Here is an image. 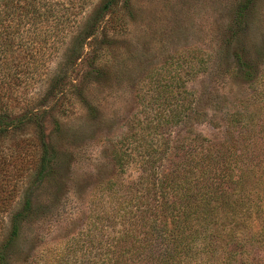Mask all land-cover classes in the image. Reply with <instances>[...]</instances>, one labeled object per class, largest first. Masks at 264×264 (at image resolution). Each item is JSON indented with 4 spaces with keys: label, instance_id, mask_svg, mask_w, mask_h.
<instances>
[{
    "label": "trees",
    "instance_id": "trees-1",
    "mask_svg": "<svg viewBox=\"0 0 264 264\" xmlns=\"http://www.w3.org/2000/svg\"><path fill=\"white\" fill-rule=\"evenodd\" d=\"M129 6V0L98 4L97 0H0V168L19 159L18 149L22 153L35 147L40 151L35 182L57 172L60 150L45 133L46 119L67 100L68 87L107 75L109 47L115 34L127 30ZM76 29L70 53L43 94L28 97L30 81L42 80L46 72L41 68ZM192 59L194 76L206 71L202 56L192 54ZM243 67L241 81L252 91L238 99L222 138H209L193 126L172 136L174 128L183 126L187 112H192L195 126L220 125L204 109L194 107V100L183 96L193 92L182 87L173 94L178 99L175 109L138 122L141 126L146 121L144 127L150 131L144 127L141 131L148 133L138 130L135 136L130 129L126 140L136 143L134 149L114 145L117 176L133 164L140 175L128 184L117 177L97 185L89 207L91 228L81 232L82 249L91 258L81 264H240L235 258L239 251L264 245L263 74ZM76 91V99L88 101L83 89ZM29 128L39 137H14ZM4 147L9 155L3 154ZM31 211L28 197L13 218L0 264H8L5 255Z\"/></svg>",
    "mask_w": 264,
    "mask_h": 264
},
{
    "label": "rangeland",
    "instance_id": "rangeland-1",
    "mask_svg": "<svg viewBox=\"0 0 264 264\" xmlns=\"http://www.w3.org/2000/svg\"><path fill=\"white\" fill-rule=\"evenodd\" d=\"M129 5L127 30L115 34L109 47L107 75L68 87L67 100L46 119L45 133L60 150L57 172L35 182L40 151L32 146L22 153L18 149L19 159L0 168V251L11 234L14 216L28 197L32 202L29 217L20 223L18 239L5 255L8 264H81L91 258L82 249L81 232L91 228L89 207L99 182L118 177L112 163L114 145L134 149L136 143L126 140L130 129L135 136L138 130L148 133L146 121L141 126L138 122L175 109L178 99L173 94L182 87L193 92L183 96L193 99L194 107L204 109L220 125L195 126L190 121L192 112H187L183 126L174 128L172 136L193 126L212 139L224 136L238 99L252 91L240 78L244 65L263 74L260 84L264 87V0H129ZM76 34L77 29L41 68L46 72L42 80L30 81L28 97L43 94L70 53L67 50ZM192 54L206 61V71L196 76ZM78 88L87 95L85 103L75 98ZM261 99L264 104V95ZM33 129L14 137L36 139ZM6 142L10 145L13 140ZM5 147L3 154L9 155ZM169 165L168 160L165 167ZM139 175L138 165L133 164L118 178L128 184ZM244 250L235 257L240 264H264V245Z\"/></svg>",
    "mask_w": 264,
    "mask_h": 264
}]
</instances>
